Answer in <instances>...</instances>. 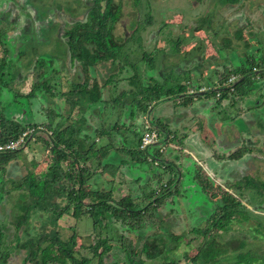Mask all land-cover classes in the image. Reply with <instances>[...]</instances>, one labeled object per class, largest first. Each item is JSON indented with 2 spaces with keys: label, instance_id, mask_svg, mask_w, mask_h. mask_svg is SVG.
<instances>
[{
  "label": "rangeland",
  "instance_id": "obj_1",
  "mask_svg": "<svg viewBox=\"0 0 264 264\" xmlns=\"http://www.w3.org/2000/svg\"><path fill=\"white\" fill-rule=\"evenodd\" d=\"M4 1L12 8V12H14V15L19 19L18 23L24 22V20H28L29 13H33L34 11L33 6L30 7V5H25L24 0H2L0 1V3ZM57 1L60 4H63L66 0ZM221 1L222 0H138V3L136 5L135 0H114L115 3H119L121 5V15L118 19V22L116 23L115 29L113 30L115 41L123 42L124 40H128L131 37V34L135 33V29L138 31L137 33L139 35V39L138 37H136L137 34H133V40L131 39L125 42L119 49L115 48L118 51L124 50L126 54L128 53V55H130L125 60V63H119L118 66L115 63L114 66H111L109 60H101L102 62H96V65L94 66V73L93 75H90V77L92 80H97L102 84L105 82V80L109 79V84L103 88V95L105 96V98H107L108 94L110 93L111 96L114 97V99H111L107 103H105V106L103 107H107L106 110H104V108L99 104L93 110V115H100V117L102 118L101 120L104 121L110 119L114 123H118V129L111 131V134H113L114 137L116 136L113 145L116 144L117 139L119 138L118 135L120 134L123 140L122 143H126V149L122 147V152L125 155L132 157V152L129 149H135L136 147L135 134L140 130L141 131L139 134L143 133V129L140 127L138 118L132 115V112L133 114H135L136 111H138V102L141 101L140 96H138L139 90L141 89V87L145 88V86L143 85V83L145 82L142 78L143 72L148 73L149 71L153 72L155 68L157 70H164L165 68L166 71L164 74H162V76H164V85L160 84L154 76L153 78H148L146 80V83L155 82L159 85H162L163 89L165 90L169 88L172 89L174 82H180L179 77H181L182 75L177 74L175 69L170 68L171 64L173 66V64L175 63L176 67L183 66V62L189 61L193 56L199 54L204 55V58H207L206 61L208 63H210L211 65H215L213 66L214 69H223L224 71L223 64L221 63V53L227 52L229 53V55H231L233 50L236 56L243 57L245 49L250 50V47L247 46L248 43H246L245 47L244 42H253V40L251 39H255L256 37H260V40H258L259 44L257 45L259 55H263L264 57V28H261L260 30L254 29V27H258L259 24L264 22V0H240L231 4H223L221 3ZM81 2L82 1L79 0L77 4L79 6L78 8L80 12L81 9L84 11L83 4H81ZM147 14H149L151 17L150 23H146ZM206 18H208L207 22ZM199 25L201 26V28L194 31L193 27ZM261 25H264V23H262ZM10 27H12V25ZM55 27L57 28L56 24L54 25L55 31L53 30V32L51 31L49 33L50 38L47 36L46 37L49 38V40H47L48 44L52 39L50 45L52 50L50 52L54 55L55 59H60L65 57L64 53H66L67 45L65 48V44H63L64 42L58 40L59 35L58 32L56 34ZM237 28L242 29V38L237 37ZM63 29L64 27L60 26L61 33ZM203 34H205V36ZM117 38H119L120 40H117ZM60 39L64 40L62 38ZM175 39H180L181 44L179 48L176 47V45H172L174 44V41L171 40ZM18 41H20V39H18ZM25 45H22V48L24 50H26ZM2 49V45L0 44V58L4 56ZM131 49L132 52H129ZM14 50L15 52L12 51L11 48V52L8 54V57H11L10 61L16 62V64H13L14 67L9 71H12L14 76H17V78L10 79L7 76L8 71H4L3 74H0L1 80L3 82L6 81L4 87H2V84L0 83V112H3L4 115H8V111H17L18 108H29L30 112L28 113L27 118L24 117L25 121L28 119L31 120L34 118H41V115H44V111H41L36 98H32L30 100V104L27 105L26 98L20 95L28 92L30 86H32L36 81L35 72L32 73L30 71L31 68H26V66L29 64V61H32L33 53L30 49L27 48V55H24L22 58L18 57L17 59H15V57L17 56V51L16 49ZM145 52H148L146 54L148 55L150 61L146 58V56L143 57ZM149 52H151L153 55H150ZM38 57L43 58L42 56ZM231 60H233V64L240 63L239 59L234 60V58H231ZM21 62H24V67H21L19 65ZM189 62L192 65V61ZM227 62L228 61L226 60V63ZM150 64H152L153 67L150 66ZM164 64H166V67L163 66ZM55 66L56 63H54L53 68ZM189 68L190 66H188V69ZM192 68V70L197 69L196 66ZM227 68L229 69L233 67L231 66V64H229ZM76 70L77 66H71L69 64L66 73L69 72L68 75L70 76V79L72 78ZM201 70L203 71V69L200 68L199 71ZM263 70L264 69L261 66L258 73L255 75L258 77H254L253 79L256 88L253 91H250V93L245 96L243 101H241L240 99H236L234 100V102H232V98L228 93V96L224 97L222 101L216 100L217 104L211 109L213 116L210 123V129L214 133V139H216L215 133L217 131V127L214 125L215 120L213 117L221 115L220 113H218V110L222 109V115L226 117V119H230V121L226 122V120L222 121V119H220L217 123L218 130L222 133H225V136H227L233 144H239V146H237L234 150L244 146L246 148H249V151L238 160L228 158V155L234 150L222 155H219L216 152L211 153L210 155L213 160L220 161L218 167L223 168V174L222 172L215 173L212 168L207 167L205 163H201V160L197 161L199 163L197 164V166H201L204 171L207 170L206 172L209 173L208 175L210 176V178L222 189L227 188V182H230L228 184H232L235 182L238 183V181L240 182V189H236L235 187H233L229 188V191L241 200L243 209L246 211L247 215L250 218H241V224H233L232 228L229 231H220L219 234L222 238H227L230 235L240 237L246 234L248 236V241L252 240V243L246 244L247 246L245 248V251L250 249V251H256L260 254L264 253V234L262 236L257 235V237L252 238L253 236H251L247 232V230H251V227L249 225H254L253 219H259L264 224V187H262V182H264V77L260 76L261 74H263ZM130 75L133 76L132 78L134 79V83H136L135 86L133 84L131 85L128 81L130 79L128 78ZM191 76L193 77V74L190 73L189 76L184 79V81H187ZM117 77L118 81H116ZM82 79L83 78L81 73V80ZM53 80L50 82L52 85L54 83ZM67 80V76L65 79L62 76L60 79L56 80L57 82H55L54 85L56 84L57 88L54 87V89H56V91H59V89L66 91L70 84L66 82ZM73 80L75 81V83L78 82V79L75 77ZM130 88H133V90L138 93L136 94V92H132V95L130 93ZM163 91L164 90H162V93ZM45 94V92H42L41 96L43 97L45 96ZM179 95L181 94L177 93L164 97L171 98L173 96ZM209 96L212 101L214 98L213 93H210ZM164 97L162 95V97L158 101H156L158 106L152 110V116L163 113L166 110L164 108L168 106L167 102L170 104L171 101H175L174 99L162 101ZM57 98L58 99H55L56 103L52 102L51 104H46L47 108L54 110L55 107L59 106V111L66 115L68 110H71L68 102L65 101L66 97L58 96ZM201 101L205 103L204 100ZM42 102L44 103L45 100L42 99ZM86 103L88 102H84L83 106L87 109L89 108V104ZM244 104L246 106H244ZM241 105L243 106L242 109ZM181 106L184 107V103H175L171 106V108H179ZM39 111H41V115L37 114ZM76 112L77 110L75 107L70 113L73 116H76ZM234 114H240L244 117L245 122H249V124L246 125L243 120H239V118L234 117ZM10 117L13 119L21 118L18 111L11 114ZM161 121L162 123H164L163 119H161ZM196 122H198V119L196 120ZM201 122L202 121H200V123ZM38 123H41L40 119L38 120ZM146 123L148 122L146 121ZM199 125L201 126V124ZM248 126L250 127V129H247ZM45 132V130H42L35 133L33 135L34 139L36 137L45 138L46 135L49 134L48 132H46V134L44 135L43 133ZM96 139H100V142L97 141L98 143L93 147V149L90 150L89 153L92 158L93 155L96 154L97 150L100 149V147L102 148V146L106 145L108 138L106 135H98L94 136L91 140H88V142H93ZM41 141L42 140L38 138H36V140H29L27 146L18 150L17 152V158L21 160V162H23V166L27 167L26 170L28 172L32 171V164L30 165V163L35 161L34 158L37 159L38 157H40L42 159L44 157L45 163H41L37 168L39 178H43L44 172L46 171V162L52 158V153L50 151H47V149L43 147ZM225 142L227 145L231 144L227 138ZM161 146H163L162 143ZM161 146H150L148 148L149 154H156L157 152H159ZM36 150L40 152H37L35 154L34 152H36ZM122 152L120 151L117 156H119V154ZM135 153L137 152L134 151V154ZM159 153L160 158H162L165 152L163 154L161 152ZM175 154L176 149L173 148H169L165 153L166 157L168 158H172L171 155L174 156ZM185 155H189V157H192L194 159L196 157L198 158V156L194 152L180 153L181 158L180 160H178V166L182 167V171L185 166L186 170L189 171V174L192 175L193 168L191 167V164H187L189 161L185 158ZM122 156L123 158L121 159V161H119L123 169H125V172L127 173L129 164H127V161L125 160L126 157L124 155ZM132 158L134 159V161H136L139 160L140 157L139 155L135 154ZM182 159L184 163H182L181 165L180 161L183 162ZM112 161L114 163V166L111 164L112 167L116 168V155H114ZM145 164L148 165L149 162L148 164ZM145 164L142 163V167L144 169L147 168ZM223 164H230V166H233V168H229V172L228 169L224 171L225 167ZM153 167L154 170L157 168L155 166ZM99 169L100 168H98L97 171H100ZM21 172L23 173L24 170L22 169ZM4 174L5 177H1L0 180V224L7 227L5 228L6 236L4 237V241H7H5L3 249L8 250L10 252V256L7 258L6 262L2 264H22V258L25 255V252L19 248H16L15 246H13V244L15 245L16 243L21 242L25 233L19 231L16 235H14V233L16 232L14 227L12 226V216L18 213H23L24 210H27V208L30 207V209H32L30 211L31 213H34V211H38L42 215V219H45V217L48 216V212H43L38 210L37 208H34L36 206L35 201L37 199V196L43 195L44 197L45 192L38 187L41 186V184H39L38 186H36L35 192H32L34 195H32L27 187L23 188L22 184L17 183L18 179L16 178L19 177L17 175L14 176L11 169H6ZM106 175L107 174L103 173V176L105 177L101 178L99 176V178L96 179V186L99 188H110L112 187V185H114V198H118L119 196H123L129 193L136 195L137 191L140 194H145L150 188L153 187V185L146 183V181H148L147 179H144V182L141 180L139 185L134 178L132 180L131 177L123 175L121 173L117 174L116 177H113L112 181L108 180L109 176ZM245 176L252 177L255 183L258 185V189L252 188L250 184L245 185ZM190 180L191 179L188 178L187 183H190ZM131 181H133V183ZM183 185L185 186L186 182ZM17 187L19 188L17 189ZM87 189L89 191H92L89 186H87ZM186 189H189V187H186ZM256 190L260 192L258 193L256 192ZM217 191L220 192V189ZM61 198L62 197L60 196L55 199L58 201L60 200L61 204H63ZM179 198L181 199L182 197ZM180 201H182V199ZM179 202L178 206L174 207L173 209L169 208H172L170 204L167 205L169 207H167L166 205L160 206L157 211L161 214V216L159 215L158 219L162 218L164 220V222L162 223L163 227H165V220H169L170 224H167L166 226L169 231L171 230L175 234H182L183 236V239L180 241V243H178L176 258L179 257L180 263L177 264H184L185 261V264H194L189 259H191V257L196 254L197 248L199 247V245H201V236H196V233L191 232V228L194 227L193 225H195V223L196 226H198V224L202 223V221L200 220V216H195L193 218L190 217L187 200L184 201L185 204L182 202V205ZM188 202H190V204L193 203V205H196V207L200 206V212L202 214L205 213L204 208L201 207V205H203L202 203L199 202L201 205L196 204L189 199ZM177 208H179L177 212L170 211ZM151 215L153 216V218H150V221L157 222V219L155 218L156 215ZM49 218L50 217H48V219ZM48 219L46 220V223L48 222ZM30 220L32 221V225L36 229L42 227L40 223L41 219L39 217H32L30 218ZM57 224L58 226H56L58 232L61 238L65 240L70 236L72 232L70 226H74L78 236L76 248H79L80 245L83 246L80 251L83 254L91 256L88 246L94 241L96 232L93 231L92 219L87 214H83L82 216L77 218V220L70 214H64L58 220ZM149 226L145 228L144 236L145 238L146 235H148V239L152 237L153 232L158 231L156 225ZM44 228L46 231H50L52 226L46 225ZM110 228L114 231L124 232L126 237H128L132 241L134 246H140L144 241V239L138 238L137 232H127L125 230L126 226L124 224H120L118 221H114V224ZM160 229H162V227H160ZM114 244H116V242ZM257 244H259V246H257ZM51 251L56 252L54 247L51 248ZM237 252L239 251L223 252L227 257L218 259V261L214 264H235L237 258L244 257V253L235 255ZM141 257L145 260V262H147L145 264L161 263L160 258L148 260L143 254L141 255ZM101 260L102 264H128V260L124 252L117 245H115L107 254H105ZM98 261L99 258L95 257L92 262L88 264H97ZM258 263L259 260L256 263L254 262V264ZM26 264L35 263L28 262Z\"/></svg>",
  "mask_w": 264,
  "mask_h": 264
},
{
  "label": "trees",
  "instance_id": "obj_2",
  "mask_svg": "<svg viewBox=\"0 0 264 264\" xmlns=\"http://www.w3.org/2000/svg\"><path fill=\"white\" fill-rule=\"evenodd\" d=\"M86 7L88 8L85 21H76L71 29L66 30L65 35L68 36L66 40L71 50V57L79 61L81 65L82 80H78L75 83L71 82L66 91H56V84L50 83L48 78H39L34 82L30 91L21 96L26 97V100L32 99L36 96V93L45 92V100L47 104L53 102L51 100L54 96H65L66 102H68L70 109L67 114H63L59 111V106L54 110L45 108L44 115L45 120L40 124L35 119L26 120L25 114L19 119H13L11 114L4 115L0 113V144L10 139L18 137L22 131L30 126L44 125V129L49 134L45 138L36 137L42 140V145L45 149H48L52 153V158L47 161L46 174L42 179L37 178L33 171L27 172L23 175L17 183L22 184L23 188H28L32 195L35 192L36 186L44 190L43 195L37 196L35 201V207L40 211L48 212V216L42 219V215L38 211L31 213L30 207L24 210L23 213H18L12 216V226L15 229L14 235L17 232L22 231L24 237L21 242L16 243V248H19L25 252L22 258V264L33 262L35 264H88L92 262L95 257L99 258L97 264H102V257L107 254L115 245L119 246L124 252L128 264H145L141 255H145L148 260L161 259L160 264H177L180 263L179 257L176 258L178 250V243L183 239L182 234H175L166 227L169 225V220H165V227L162 223L164 220L159 218L161 214L157 211L162 205L170 204L169 207L173 209L178 206V202L182 205L187 200L188 210L190 217L193 218L197 214L200 216L202 223L198 226L193 225L191 232H194L201 236V242L197 248V252L189 259L194 264H214L218 259L226 258L227 256L223 252L239 251L235 255L244 253V257L237 258L235 264H254L259 260L258 264H264V253L260 254L256 251H245L246 244L252 243L248 241V236L236 237L230 235L227 238H222L219 234L220 231L227 232L232 228L233 224H241L242 219H249L246 211L243 209L241 200L236 197L229 188L235 187L240 189L241 184L227 182V188L222 189L217 183L210 178L206 171L200 166H193L190 175L189 171L182 172L179 170L175 162L168 160L165 157L160 158V151L157 152L155 157L149 155L148 149L141 150L138 148L141 134L137 135V142L135 149H129L133 155H139V160L134 161L131 164L132 168H136L135 171L142 172L136 178L137 184L140 185V181L144 182L147 179V184L153 185L145 194H140L137 191L136 195L126 194L114 198L112 187L96 186V175H103V173L109 175V179H113L117 169L113 168L110 163V147L113 148L111 143L113 140V134H111V128L113 126L106 125L102 122L100 128L92 131L89 126L88 116L93 115V110L100 104L101 107L105 106L109 100L103 95V88L109 84V79L105 80L102 84L97 80H92L90 75L94 71L96 62L110 61L111 66H118L119 63H125V60L130 56L124 50H117L125 42L133 40L134 35L139 39L138 31L135 29L131 37L123 42L115 41L113 30L121 15V5L115 3L114 0H90ZM240 0H222L221 3H234ZM138 0H135L137 5ZM68 8L66 7V10ZM76 11V10H75ZM83 12V10H81ZM72 15V14H71ZM206 22L208 18H206ZM151 22V17L147 14L146 23ZM201 26L193 27L196 31ZM237 37L242 38V29L237 28ZM117 40H120L117 38ZM174 41L173 46L179 48L180 39L171 40ZM229 41V39H228ZM1 43H3L1 41ZM255 51H258L256 48ZM22 52V51H21ZM132 52V49L129 51ZM145 52L143 57L150 61L148 55ZM247 53V50H246ZM150 55H153L149 52ZM256 55H258L256 57ZM247 58H246V57ZM4 57L0 59V72L8 66V61ZM246 58V67L227 69L220 73L221 78L224 80L230 75L238 76L242 78L235 85L228 86L221 89L219 92L214 89L207 90L208 93L217 94V101H222L224 97L231 95V101L247 96L250 91H253L255 82L251 79L255 74L252 69L255 67H261L264 69V57L259 55L258 52L244 55ZM243 57V58H244ZM40 58V57H39ZM101 61V62H102ZM152 66V64H150ZM185 65L184 68H188ZM153 67V66H152ZM192 67L185 70L188 74L191 73ZM111 75V74H110ZM264 76V70L263 74ZM41 77V76H39ZM1 82V78H0ZM192 82V81H191ZM190 82V83H191ZM134 86V81L131 83ZM152 87V88H151ZM151 87L142 88L138 93L141 101L138 102L140 113H149V108H155L157 104H153L154 101H158L162 95L169 96L172 94H181L182 103L188 104L193 97V93L187 90L185 83H174L172 89H163L162 85L154 83ZM133 89V88H132ZM145 89V90H144ZM162 90L163 93H162ZM176 90V91H175ZM132 91V90H131ZM110 94V93H109ZM177 97H180L177 96ZM50 98V99H49ZM165 100V99H164ZM163 101V100H162ZM84 102H88L89 108L83 106ZM105 102V103H104ZM104 103V104H103ZM56 105V104H55ZM76 107V116H73L70 112ZM152 109V110H153ZM20 108L17 111L20 112ZM16 111V112H17ZM97 115V114H96ZM238 114H236V117ZM58 118V119H57ZM57 119V120H56ZM153 126L148 124V130H155L158 134L163 128L160 119L152 116L150 120ZM157 126H155V125ZM104 128V130H103ZM145 131V130H144ZM43 133L44 135L46 134ZM106 135L108 142L106 145L100 147L93 158L90 156V150L98 143L97 140L88 142L94 136ZM33 135L26 139L23 146L11 151L0 152V171H3L5 167L15 158L18 157V150L25 148L29 140H36ZM160 138V136H159ZM161 139V138H160ZM111 140V141H110ZM134 151L137 153L134 154ZM249 151V148L244 146L234 150L228 155V158L238 160ZM145 152V153H144ZM151 156V157H149ZM158 157L157 160L155 158ZM121 161V157H119ZM156 161L157 165L154 163ZM149 162V164H148ZM34 163V161L32 162ZM36 163V162H35ZM142 163H147L150 168L149 173L146 174L145 169L142 167ZM152 163V165H151ZM154 163V164H153ZM129 164V163H128ZM114 166V165H113ZM157 167L154 170V167ZM100 168V171L97 169ZM158 169V170H157ZM103 172V173H102ZM145 173V177H143ZM164 176V177H163ZM99 177V176H98ZM191 179L190 183H187V179ZM186 182V185L183 184ZM152 183V184H151ZM189 184V185H188ZM252 186V188L258 189V185L255 183L252 177L245 176V185ZM234 185V186H233ZM87 186L92 189L89 191ZM189 187V189H186ZM264 187V182H262ZM19 187H17L18 189ZM220 189V192L217 191ZM256 192H260L256 190ZM23 193V192H20ZM196 195H195V194ZM198 193V194H197ZM62 197L61 201L55 198ZM179 197H182L181 199ZM188 199L196 204L202 203L201 207L204 208L205 213L200 212V206L190 204ZM183 202V203H182ZM200 202V203H199ZM29 204V203H27ZM25 206V205H24ZM23 206V207H24ZM39 206V207H38ZM187 208V207H186ZM30 209V210H29ZM36 210V209H34ZM179 208L170 211H178ZM188 212V211H186ZM50 213V214H49ZM70 214L72 217L79 218L83 214H87L92 219V228L95 233L94 241L88 246L91 256L83 254L80 249L83 246L77 245V233L74 226H70L71 234L65 240L62 239L58 229L57 222L64 215ZM151 214L156 215L157 222L150 221L153 218ZM29 215V216H28ZM45 216V215H44ZM40 218V228H35L32 225L30 218ZM48 217H50L48 219ZM48 222L46 223V220ZM114 221H118L120 224L126 226L127 232H137L139 239H144L140 246H134L132 241L126 237L124 232L111 230V226ZM254 225L251 226V230L247 232L253 236H262L264 234V224L259 219H253ZM46 225H51L50 231L45 230ZM57 225V226H56ZM149 225H156L158 231L153 232L152 237L148 239V235L145 236V228ZM30 227V228H29ZM150 227V226H149ZM162 227V229H160ZM4 225L0 224V264L5 263L10 256V252L3 249L5 244L4 237L6 236V230ZM33 230V233H32ZM160 230V231H159ZM220 240V241H218ZM116 242V244H114ZM190 243V242H189ZM259 246V244H257ZM54 247L56 252H52L51 248ZM250 251V252H249ZM256 252V253H255ZM224 255V256H223ZM262 255V256H261ZM183 258V257H181ZM180 258V259H181ZM115 263V262H114ZM186 261L184 262V264Z\"/></svg>",
  "mask_w": 264,
  "mask_h": 264
},
{
  "label": "crops",
  "instance_id": "obj_3",
  "mask_svg": "<svg viewBox=\"0 0 264 264\" xmlns=\"http://www.w3.org/2000/svg\"><path fill=\"white\" fill-rule=\"evenodd\" d=\"M189 61H192V65L190 64ZM189 61L183 62V64H182L183 66H180V67L179 66L176 67L175 63L173 64V66L171 64L170 68L175 69L177 74L182 75L181 77H179L180 83H185L187 85V87H186L187 90L193 89L194 92H193L192 100L188 104L184 105V107L181 106L179 108H177V107L171 108V106L175 103H182V101H183V99L181 97L182 95H180V97H177V96H173L171 98L164 97L163 101L170 100V99H174L175 101H171L170 104L167 102L168 106H166V108H164L166 110L163 113H160V114H157L154 116V117H158L160 119L161 124L164 125L162 130L160 131V134H159V136L161 138L160 140L164 141V142H162V145L165 147L164 152L166 153L169 148L176 149V154L174 156L171 155L172 158L166 157L165 153L163 154L162 158L165 157L166 159H168L170 161L173 160L175 162V164L178 166V164H179L178 160H180V158H181L180 153H192V152H194L198 156V158L195 156L196 158L194 159L192 157H189V155H185V158L189 161L187 164H191V167H193L195 165L197 166V164H199L197 161L201 160V163H203V164L205 163V165L209 168H212L215 171V173H221L222 172V174H223V170H222L223 168L218 167V165L220 164V161L219 160L218 161L213 160L211 158L210 154L213 152H216L219 155L226 154L229 151H233L237 146H239V144H236V145L233 144L232 141L229 140V138L227 136H225L226 135L225 133H222L221 131L218 130L217 123L219 122L220 119H222V121L226 120V122L230 121V119L228 120V119H226V117H224L222 115V113H223L222 109L218 110V113H220L221 115L213 117L215 120L214 125L217 127L216 128L217 131L215 133L216 139H214V133L210 129V123L212 121V116H213L211 109L213 108V106H215L217 104L216 100H217L218 95L213 94L214 98L211 101L210 96H209L210 93L207 94V92H206V94L200 95L199 91H198V88H200L202 86L206 87L205 90H209L211 88V89H214L215 91L218 90V92L221 89L226 88L225 83H222L223 79L219 76V74H220V72H222V70L214 69L213 66H215V65H211L210 63H208L206 61V58H204L203 55L193 56L191 58V60H189ZM185 65L190 66V67L196 66V68H197V69H194L191 71V74H193V77L191 76L187 81H184V79L186 77H188L190 73L188 74L185 71L188 69V68H184ZM163 66L166 67V64H164ZM200 68L203 69V71L202 70L199 71ZM165 71L166 70L164 68V70L155 69L153 72L152 71H149L148 73L143 72L142 78H143V81L145 82V83H143L145 88L151 87L155 83V82L154 83H152V82L146 83V80L148 78H153V76L158 80V82L160 84L164 85V82H163L164 76H162V74H164ZM93 73H94V71L91 72V75H93ZM132 77L133 76H131V75L128 77V78H130L128 80L130 84L134 81V79ZM182 78H183V80H182ZM116 81H118V77H117ZM177 82L178 81H175L174 83H177ZM132 92H133V89L130 88V93L133 95ZM107 97H108L107 98L108 100L114 99V97H112L111 94H108ZM201 100H204L205 103H203V101H201ZM126 103H129V102H126ZM29 104H30V102L27 101V105H29ZM153 104H157V103L154 101ZM157 106L158 105H156V107ZM242 107L243 106L241 105V109H242ZM103 108H104V110H106L107 107H103ZM23 109H24L23 113H26L28 115V113L30 112V109L29 108L28 109L23 108ZM152 109L153 108L149 109V113L152 112ZM41 111H39L37 114H40ZM240 111H242V110H240ZM132 115H134L136 118H138V122L140 124V127L143 129V131L147 130L146 128L149 127L150 124L153 126V123H151V121H150L152 119L151 114L149 115V114H145V113H139V111H136L135 114H133V112H132ZM238 116H239V114H238ZM238 116H237V118H239V120H243V119H241V117H238ZM27 117L28 116H25V118H27ZM234 117H236L235 114H234ZM34 119L36 122H38L39 119H40V122H43L45 120V115H41V118L39 117V118H34ZM101 119L102 118L100 117V115L99 116L98 115H89L88 116L89 126H91L92 131L100 128V126L102 125V122L105 123L106 125L113 126L110 131L118 129L119 125L117 122L114 123L110 119L107 121H104ZM161 119L164 120V123H162ZM197 119H198V122H196ZM45 121L47 122V120H45ZM109 121H111V122H109ZM146 121L148 123H146ZM200 121H202V122L200 123ZM243 122L246 125L249 124V122L246 123L245 120H243ZM145 124H148L149 126L145 125ZM199 124H201L202 127ZM247 129H250V127L248 126ZM103 130H104V128H103ZM140 131L135 134V146H136V142H137V135H139ZM118 136H119V138L117 139L116 144L113 145V148L110 147V150L112 152L109 156L110 157L109 161L112 165H114V163L112 161L114 158V155H116V157H117V161H116L117 164L115 165L117 171H116V174L114 177H116L117 174L121 173L123 175L131 177L132 180H133V178L136 180L138 175L142 174V172H137V170L135 171L136 168L131 167L132 166L131 164H134V159L132 157L125 155L122 152V147H124L126 149V145H125L126 143H122L123 140H122L120 134ZM115 137L113 136V140L111 142L112 144L114 142V139H116ZM226 138L231 143L230 145L226 144V142H225ZM96 140L98 142H100V139H96ZM107 142H108V139H107ZM158 146H160V145H158ZM47 151H49V150L47 149ZM120 151L122 153H120L119 156H117ZM37 152H40V151L36 150V152H34V153L36 154ZM122 155H124L126 157L125 160L127 161V164L129 163V166L127 168V173L125 172V169H123V167L119 161L120 160L119 157L123 158ZM34 159H35L34 163H30V165L32 164L31 168H32L34 175L37 178H39L38 177L39 174L37 173V168L40 166L41 163H45L44 157L42 159L40 157H38L37 159L36 158H34ZM182 161H183V159H182ZM180 163L182 165V163H184V161L183 162L180 161ZM223 165L225 167L224 171L228 169V172H229L230 171L229 168H233V166H230V164L229 165L223 164ZM46 166H47V162H46ZM146 166H147V168L145 169V172L147 174V173H149L148 170H150V169H148V168H150L149 167L150 165L149 166L146 165ZM6 169H11L14 176L17 175L19 177L16 179H19V180H20V178L23 177V175L27 174V172H28L26 170L27 167L23 166V162H21V160H19L18 158H15L5 167V169L3 171H0L1 172L0 173V180H1V177H5L4 172ZM22 169L24 170L23 173L21 172ZM178 169L182 170V167L179 166ZM184 171H186L185 166H184V169L182 172H184ZM45 174H46V171L44 172L43 178L45 177ZM98 176H100L101 178L105 177L102 174L96 175L97 179L99 178ZM106 176H109V175H106ZM145 176H146L145 173H143V177H145ZM39 179H42V178H39ZM131 182L133 183V181H131ZM195 216H197V214Z\"/></svg>",
  "mask_w": 264,
  "mask_h": 264
},
{
  "label": "flooded vegetation",
  "instance_id": "obj_4",
  "mask_svg": "<svg viewBox=\"0 0 264 264\" xmlns=\"http://www.w3.org/2000/svg\"><path fill=\"white\" fill-rule=\"evenodd\" d=\"M0 1H2V0H0ZM24 1H25L26 6L27 5H30V7L33 6L34 11H33V13H29L28 20H24V22H21V23H18L19 19L14 15V12H12V8L10 7V5H8L5 1L0 3V44L2 45V48H3L2 49L3 55H4V52L7 55L5 57V60L8 61V66H6L4 68V70H2L0 72V74H3L4 71H8L7 76L10 79H13V78L16 79L17 76H14L13 72L9 71L14 67L13 64H16V62L10 61L11 57H8V54L11 52V48H12V51H14V52H15L14 49H16L17 56L15 57V59H17L18 57L22 58L24 55H27V48H28L32 51L33 58H32V61H29V64L26 66V68H31L30 71L32 73L35 72L36 80L44 77V78H48L52 81L54 78L53 81L55 83V82H57L56 80L60 79L62 76L64 79L66 78V76L68 77V80L66 81L67 83L74 82V80H73L74 77L77 78L78 80H81V73H82L81 72V65L77 59L71 57V50H70L69 45L66 42V40L68 39V36L65 35V32H66V30L71 29V27L76 23V21H85L86 20L87 11H88V8L86 7V5L88 4V2L91 3V1L90 0H80V1H82L81 4H83V9H84V11L82 13L79 11V8H78L79 6L77 5L79 0H69V1L66 0L63 4H60L57 0H24ZM66 7L68 8L67 10H66ZM262 23H264V22H262ZM55 24L58 28V30H57V28L55 27L56 34L58 32V35H59L58 40H60L61 42H64L63 44H65V48L67 45L66 53H64L65 57L60 58V59H58V58L55 59L54 55L50 52L52 50L50 47L52 39H51L49 44L47 42V40H49V38H50L49 33L51 31L53 32ZM261 24H259L258 27H254V29L260 30L261 28H264V25H261ZM11 25H12V27H10ZM60 26L64 27L62 33L60 30ZM194 35H195V33H194ZM196 35H200V34H196ZM203 35L205 36V34H203ZM242 35H243V32H242ZM46 36L49 38H47ZM56 38H57V36H56ZM60 38H62L64 40H61ZM259 38L256 37L255 38L256 40L254 38L251 39V40H253V42L252 41L244 42L245 47H246V43H248L247 46L250 47V50H247L248 54H252L253 52L254 53L258 52V54H259V51H255L257 48V45L259 44V41H258V40H260ZM18 39H20V41H18ZM1 41L3 43H1ZM17 42H18V44H17ZM23 44L24 45L26 44L25 45L26 50H24L22 48ZM65 48H64V51H65ZM228 51H229V49H228ZM221 54H222V55H220V57L222 59L221 63L223 64L224 69H225V67L227 68L229 64H231V66L233 68H236V67L241 68L243 66L246 67V58L247 57L246 56H245L246 58L244 57V55L247 54L246 49H245V53L243 55L244 58L236 56L235 53L233 52V50H232L231 55H229V53H227V52H224V53L222 52ZM196 55L199 56V54H196ZM38 56H42L43 58H41V57L39 58ZM3 57L4 56H2L0 59H2ZM256 57H257V55H256ZM231 58H234V60L239 59L240 63L239 64H233L232 63L233 60H231ZM206 60H207V58H206ZM226 60L228 61L227 63H226ZM54 63H56V66L53 68ZM23 64H24V62L23 63L21 62L19 65L21 67H24ZM69 64L71 66H77V70L75 71V73L72 76L73 79L72 78L70 79V76L68 75L69 72L66 73ZM233 68H229V69H233ZM260 68L261 67H256V68L254 67L252 69L253 71H255V74L253 77L251 76V79H254V77H258L255 75L258 73ZM221 70L223 71V69H221ZM39 76H41V77H39ZM262 77H264V76H262ZM228 78H226L225 80L223 79L222 83H227ZM237 78H239V77L235 76V79L232 82H234ZM0 83L2 84V87H4L6 84V81L3 82L1 80ZM228 86H232V84H228V85L225 84V87H228ZM31 87L32 86H30V88ZM29 91H30V89H29ZM0 92H1V88H0ZM28 92H26V93H28ZM26 93H24V94H26ZM57 97L58 96H54L51 98V100L53 99L52 101L54 103H56L55 99H58ZM34 98H36L37 103L40 106V109L42 111H44L43 109L47 108V105H46L47 101H45L43 103L42 99L43 100H48V99H45L44 96L42 97L39 92L36 93V96ZM244 98L245 97H242V98H240V100L243 101ZM30 100L31 99L26 100V102L27 101L30 102ZM51 103H49V104H51ZM254 104H255V102H254ZM256 104H257V101H256ZM244 106H246V105L244 104ZM20 109H21L20 112L19 111L18 112H19L21 117H23V114H25V116H28L26 113H23V110H24L23 108H20ZM15 112L16 111L11 110L10 112L8 111L7 113L13 114ZM238 117H241V119L244 120V117L241 116L240 114ZM158 142H164V141L159 139ZM156 143H153V144H155L154 146H158V145L161 146L160 143L158 145ZM153 144L150 146H153ZM150 146H148L147 149ZM164 148L165 147L163 146V148L160 147V149H159V151L162 154L164 153ZM153 156L155 157L154 154H152V157ZM156 159H158V157H156L155 160Z\"/></svg>",
  "mask_w": 264,
  "mask_h": 264
},
{
  "label": "built area",
  "instance_id": "obj_5",
  "mask_svg": "<svg viewBox=\"0 0 264 264\" xmlns=\"http://www.w3.org/2000/svg\"><path fill=\"white\" fill-rule=\"evenodd\" d=\"M235 79V76L230 75L229 78L227 79V83H225L226 85L228 84H232L233 80ZM206 89V87L202 86L200 88H198L199 91H204ZM190 92L193 91V89H189ZM45 130L43 126H30L27 127L24 131L21 132V134L16 137L15 139H10L9 141L3 142L0 144V152H4V151H11V150H15L20 148L21 146L24 145L26 139L28 137H31L32 135H34L35 133ZM159 134L155 131V130H145L143 131V133L140 136V141L138 144V148L141 150H145L147 149L148 146L152 145L153 143H156L159 141ZM163 148V146H161ZM151 157V156H149ZM155 164L156 161L154 162Z\"/></svg>",
  "mask_w": 264,
  "mask_h": 264
},
{
  "label": "water",
  "instance_id": "obj_6",
  "mask_svg": "<svg viewBox=\"0 0 264 264\" xmlns=\"http://www.w3.org/2000/svg\"><path fill=\"white\" fill-rule=\"evenodd\" d=\"M242 78H237L233 83H232V85H235L237 82H239L240 80H241ZM218 91V90H217ZM206 92H207V90H204V91H200L199 92V94L200 95H204V94H206ZM30 138V137H29ZM159 143H162V142H157L156 144H159ZM153 145H155V144H153ZM157 160V159H156Z\"/></svg>",
  "mask_w": 264,
  "mask_h": 264
},
{
  "label": "clouds",
  "instance_id": "obj_7",
  "mask_svg": "<svg viewBox=\"0 0 264 264\" xmlns=\"http://www.w3.org/2000/svg\"><path fill=\"white\" fill-rule=\"evenodd\" d=\"M199 91V90H198ZM190 92V91H189ZM194 91H192L191 93H193ZM200 92V91H199Z\"/></svg>",
  "mask_w": 264,
  "mask_h": 264
}]
</instances>
